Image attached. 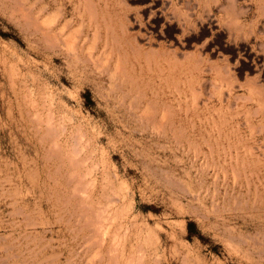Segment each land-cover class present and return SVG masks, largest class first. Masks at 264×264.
Masks as SVG:
<instances>
[{
	"label": "rangeland",
	"instance_id": "rangeland-1",
	"mask_svg": "<svg viewBox=\"0 0 264 264\" xmlns=\"http://www.w3.org/2000/svg\"><path fill=\"white\" fill-rule=\"evenodd\" d=\"M0 264H264V0H0Z\"/></svg>",
	"mask_w": 264,
	"mask_h": 264
},
{
	"label": "bare ground",
	"instance_id": "bare-ground-1",
	"mask_svg": "<svg viewBox=\"0 0 264 264\" xmlns=\"http://www.w3.org/2000/svg\"><path fill=\"white\" fill-rule=\"evenodd\" d=\"M234 2H235V0H234ZM232 4H233V3H232ZM234 4H235V3H234ZM232 7H233V6H232ZM232 7H231V8H232ZM235 7H236V6H235ZM222 8H223V6H222ZM239 9H240V8H239ZM234 12H235V11H234ZM236 12H237V11H236ZM236 12H235V13H236ZM243 13H244V12H243ZM232 14H233V13H232ZM236 14H239V13H236ZM240 14H241V13H240ZM228 15H229V14H228ZM234 16H236V15H234ZM238 16H239V15H238ZM231 18H232V17H231ZM228 20H229V19H228ZM233 35H234V34H233ZM69 52H70V51H69ZM218 131H219V130H218ZM202 139H203V138H202ZM234 164H235V163H234ZM206 165H207V164H206ZM231 166H232V165H231ZM233 168H234V167H233ZM215 176H216V175H215ZM228 185H229V184H228ZM232 186H233V185H232ZM206 190H207V189H206ZM250 191H251V190H250ZM231 193H232V192H231ZM249 193H250V192H249ZM209 195H210V194H209ZM256 195H257V194H256ZM213 196H214V195H213ZM228 200H229V199H228ZM234 201H235V200H234ZM251 208H253V207H251ZM251 208H250V209H251ZM256 219H257V218H256Z\"/></svg>",
	"mask_w": 264,
	"mask_h": 264
},
{
	"label": "clouds",
	"instance_id": "clouds-1",
	"mask_svg": "<svg viewBox=\"0 0 264 264\" xmlns=\"http://www.w3.org/2000/svg\"><path fill=\"white\" fill-rule=\"evenodd\" d=\"M242 7H246V6H242ZM238 19H240V18L239 17L234 18L233 22H235Z\"/></svg>",
	"mask_w": 264,
	"mask_h": 264
}]
</instances>
